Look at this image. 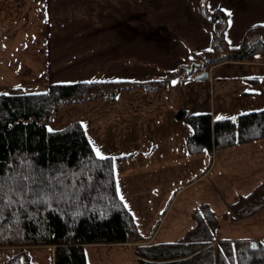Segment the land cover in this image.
I'll return each mask as SVG.
<instances>
[{"label":"crops","instance_id":"obj_1","mask_svg":"<svg viewBox=\"0 0 264 264\" xmlns=\"http://www.w3.org/2000/svg\"><path fill=\"white\" fill-rule=\"evenodd\" d=\"M5 1L0 0V4L3 6ZM26 1L39 3L40 6L39 10L34 11L24 9L22 16L41 15L44 67L39 70L49 83L142 79L141 83L129 85L138 88L141 93L133 94L129 89H120L110 96H101L110 103L125 102L119 110L114 106L109 111V126L114 134H120L124 125L123 147L113 153L114 139H109L110 145L105 147L106 151L91 143L101 156L114 157L118 195L132 213L143 239L86 243L83 245L86 264H136L138 256L134 251L135 246L179 239L193 226L191 213L197 204L206 202L216 214L221 215L239 195L247 194L264 181V136L211 151L203 148L190 152L186 147V138L192 129L181 119L189 115L187 111H191L190 114L203 113L202 107L208 111L212 106L210 115L213 120L217 117L236 119L241 113L264 108V63L223 61L188 74L178 72V67L186 65L193 54L211 45L213 23L202 12V1L209 11L220 9L226 14L224 37L235 47L240 43L241 33L246 26L264 24V0ZM19 12L14 11V16L20 17L17 16ZM112 20L120 28L117 33L119 37L123 31L122 37L126 38V33L132 35L133 28L139 29L143 23H149L146 32L151 31L159 37V42L148 41L142 45L146 54L151 53V48L159 47V43L164 49L158 55L148 56L149 63L143 67L147 69V74L136 75L132 70L123 69V65L120 66L121 63L116 60L110 65L114 69L108 67L110 70L103 73L95 65L86 69L84 60L72 65L63 62L53 65L56 59L51 45L53 38L74 36L82 39L91 29L100 33L102 23V28H107L105 23ZM0 33L3 44L9 36L4 35L2 30ZM82 45L80 41L77 49ZM1 50L7 51L5 43ZM73 51L72 48L66 50L64 57L68 54L73 56ZM263 55V52L259 53L255 59ZM66 61L70 63L68 59ZM17 69L21 70L22 67L18 66ZM202 69H206L207 77L194 79L193 75ZM215 79L219 83L217 89ZM173 85L188 90L189 96L199 91L204 94V102L191 101L189 109L182 107V102L166 91ZM215 92L220 93L217 96L221 103L219 107L215 105ZM225 97L232 101H226ZM182 123L185 134L175 138L173 125L179 128ZM134 140L137 144H133ZM215 239L263 241L264 209L247 218L221 220L215 230ZM44 246L54 258V246ZM24 249H35V246L26 245Z\"/></svg>","mask_w":264,"mask_h":264},{"label":"trees","instance_id":"obj_2","mask_svg":"<svg viewBox=\"0 0 264 264\" xmlns=\"http://www.w3.org/2000/svg\"><path fill=\"white\" fill-rule=\"evenodd\" d=\"M201 10L213 23L211 45L203 50L208 63L264 52V24L248 25L240 43L227 47L226 14L209 11L203 1ZM126 82L88 79L52 82L41 91L17 85L0 91V247L48 244L54 246V264H86V243L143 239L118 195L114 157L96 155L79 121L47 126L66 102L110 96L108 90ZM185 120L192 129L186 138L190 152L264 136V108L236 119L197 113ZM263 207L264 181L221 215L201 202L192 210L193 226L179 239L135 246L136 264H264V240L252 245L247 239H215L221 220L243 219Z\"/></svg>","mask_w":264,"mask_h":264},{"label":"rangeland","instance_id":"obj_3","mask_svg":"<svg viewBox=\"0 0 264 264\" xmlns=\"http://www.w3.org/2000/svg\"><path fill=\"white\" fill-rule=\"evenodd\" d=\"M30 3H28L26 0H6L5 3H3V6L0 4V30L4 32V35L9 36L8 39H4L7 51H0V58L2 59L0 62V91L8 89V87L11 85L21 86L25 90L41 91L46 89L47 85L49 84V81L41 75L42 73H40L39 70L44 67V39H42V36L40 35L43 32V23L42 19H40L41 15L34 13L32 16L31 14H29L27 17L22 16L24 9L26 8L30 10L32 9V11H34V9H40L39 3ZM25 4H27L28 7H24ZM16 10L21 11L17 14V16L21 15L20 17L14 16V11ZM112 21L105 23L107 28H102L104 25V23H102L100 33H97L91 29L88 31V33H85L82 39L81 37L76 38L74 36L61 38L58 37V35H55L58 38H53V42L51 43L53 51L56 52V59L54 60L53 65H58V62H63L65 65H72L73 63H76V61L84 60L83 62H85L86 69L89 70L93 65H95L99 67L103 73L104 71L114 69L111 68L110 65L113 63V60H116L118 63H121L120 66L123 65V69H127L129 71L132 70L136 75L147 74V69L143 67L149 63L148 56L152 57L158 55L159 53L163 52L164 49L159 43V47L151 48V53L146 54L143 52L142 45L143 43H148V41L159 42V37L155 36L151 31H145L146 27L149 26V23H143L139 26V29L148 35H144L139 29L133 28L132 35L126 33L127 37H122L124 33L123 31L119 37L117 33L120 31V28L116 25V23H114V21ZM104 30L107 31L103 32ZM242 33L239 42L241 41ZM68 35L72 34L69 33ZM130 36L131 39H129ZM93 40L96 41L93 42ZM224 40L227 47H233L229 41H226L225 37ZM80 41L83 43V45L78 50L77 47ZM2 42L3 35L1 34L0 48L4 44H2ZM126 43L127 47H125ZM71 48L74 49L72 53L73 56H69L68 54L64 57L66 50ZM125 51H127V55L125 54ZM214 54L215 53L213 52V55ZM198 55L201 57L205 56L203 52L200 54L198 53ZM256 55L253 58L226 59L213 64L223 61H247L255 64L264 63V55L259 59H255ZM18 56L20 57L18 59L20 61L16 60ZM193 56L194 54L192 57ZM67 59L70 63L66 61ZM213 64L207 63L208 67ZM18 66H21L22 69H17ZM131 66L132 69L130 68ZM108 67L110 69H108ZM166 74L167 72L165 75ZM116 79L118 80L120 78ZM129 80L133 81L128 83L126 82L127 84L119 85L118 87L123 86V88L121 87L118 90L114 91L113 89H110L108 90V93L111 95L113 93H117L120 89H129V92L133 94L141 93L138 88H134L132 86H134L136 83H141L140 80L142 79L132 78L128 79L127 81ZM214 83H216L215 88L217 89V87H219V83L216 79L214 80ZM166 91L170 94H174L175 99L177 97L182 102V107H187L188 109L190 108L189 103L191 101L203 103L205 100L204 94L200 93L199 91L194 92L191 94V96H189L187 93L188 90L177 88L174 85ZM219 94V92H215L214 100L216 107H219L221 104L217 97ZM101 96L103 95H96L90 99H84L80 102H66L48 122V128H60L72 121H79L82 127L86 128V132L89 135L90 141L94 142L98 149H103L106 151L105 147L110 145L109 139L112 141L114 139V149L112 152H117L116 150L122 148L125 143V129L124 125H122L120 134L113 133V128L109 126V111L114 106H116L117 110H119V108L125 105V102L121 100L117 103H110L109 100H106ZM225 100L232 101L227 97H225ZM209 108L210 109L208 111H205V109L202 107L204 110L203 113L212 114V106ZM190 112L191 111H187L186 113L190 114ZM186 113H184V115ZM181 119L183 123L188 124V122L185 120V117H181ZM183 123L179 128L177 125H173L175 128V138L177 135L179 137L184 136L185 131ZM133 144H137V141L134 140ZM263 209L264 207L260 212H262ZM34 246L35 249L31 250H20V247L22 246L18 245L0 247V264H53L54 258L53 256L51 257L49 254V249L44 246V244H37ZM24 247H26V245H24L23 248Z\"/></svg>","mask_w":264,"mask_h":264},{"label":"water","instance_id":"obj_4","mask_svg":"<svg viewBox=\"0 0 264 264\" xmlns=\"http://www.w3.org/2000/svg\"><path fill=\"white\" fill-rule=\"evenodd\" d=\"M202 63H204V61L201 59V58H198L196 60H192L189 62V65L188 66H182L179 68V71H181L182 69L186 70L187 72H191L194 67H199ZM207 77V71L206 69L198 72L195 76H194V79H204ZM256 244V241L253 240L252 241V245H255Z\"/></svg>","mask_w":264,"mask_h":264},{"label":"snow or ice","instance_id":"obj_5","mask_svg":"<svg viewBox=\"0 0 264 264\" xmlns=\"http://www.w3.org/2000/svg\"><path fill=\"white\" fill-rule=\"evenodd\" d=\"M175 83V82H174ZM217 119H220V117H217ZM51 131V130H50ZM96 151V155L98 156V157H100L101 156V154H100V152H99V150H95ZM102 158V157H101ZM118 191V190H117ZM126 206V205H125Z\"/></svg>","mask_w":264,"mask_h":264}]
</instances>
